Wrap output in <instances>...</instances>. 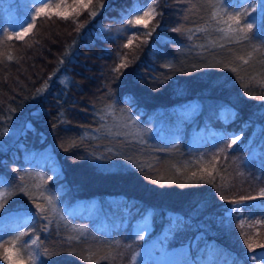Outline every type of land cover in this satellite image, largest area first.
<instances>
[{"label":"trees","instance_id":"1","mask_svg":"<svg viewBox=\"0 0 264 264\" xmlns=\"http://www.w3.org/2000/svg\"><path fill=\"white\" fill-rule=\"evenodd\" d=\"M63 1L16 39L22 30L5 23L9 0H0V191L27 186L33 197L17 191L0 210V218L27 215L0 227V264H10L5 248L32 240L35 264H152L150 252L178 244L192 264L214 248L224 264H264V0L252 22L242 15L235 26L252 24L244 40L220 29L245 0H155L148 28L127 20L152 0ZM121 58L128 66L113 71ZM191 103L198 113L179 118ZM223 106L233 108L229 121L219 117ZM198 114L208 132L192 146ZM232 135L239 139L229 148ZM31 152L53 157L58 174L46 178ZM41 190L55 212H37ZM91 203L100 205L93 217ZM143 216L152 230L137 239Z\"/></svg>","mask_w":264,"mask_h":264},{"label":"rangeland","instance_id":"2","mask_svg":"<svg viewBox=\"0 0 264 264\" xmlns=\"http://www.w3.org/2000/svg\"><path fill=\"white\" fill-rule=\"evenodd\" d=\"M62 1L63 0H56L54 5L51 6L49 9L57 10L59 9L57 8V5H59L60 7H65L66 5L64 4V1L63 2ZM46 2L47 0H9V2H7L4 6L5 23L8 26H13L17 24L19 25L20 28L18 30L23 31V29L28 27V24H30V21H32L33 16L36 15V9L43 7L44 5H42V3H46ZM258 7L259 5L257 0L256 1L245 0L242 3V5L236 6L232 11L229 12H230V16L231 15H241V17L242 15L245 16V18H248L246 22L250 23L252 22L255 16V10ZM245 18L243 17V20H245ZM191 105L193 106V104L191 103L189 104V106L186 107V111L183 114H179V118L183 117L186 119H190L192 117L191 115H193L194 113L195 114L198 113L197 110L195 111V109H190ZM213 108L212 110L211 109L209 110V108L205 106L203 108V113L206 114L208 112H212ZM218 113H219V117H221L224 121H229L230 119H232L233 109L223 106L218 108ZM204 114H200V115L198 114L196 120H194V125L191 129V134L189 135L188 138V141L192 146L198 145L205 141V136L208 131L204 130V122L206 121ZM154 124L155 125L157 124V119L151 120V126ZM168 137H174L172 138L173 140H176L178 138L175 128L171 127V130L168 132ZM236 137L239 136L238 135L231 136L232 140L235 139ZM30 154H31L30 156H32L31 158L34 159L35 163H39L41 168H46L47 172L44 175L46 178L49 177L52 178L58 174L59 168L58 165L53 161V157H49L47 155H43L40 153L31 152ZM63 191H64L63 188L59 187L56 194L59 195L63 193ZM56 194L54 195L56 196ZM90 205H92L90 210L91 212L90 216L93 217L97 215V213L99 212L100 205L96 203L94 204L91 203ZM65 206L66 205L64 203V208ZM73 207L76 209H81L82 207L81 201H77L76 205L75 206L73 205ZM68 210L71 211L72 207L68 208ZM26 219H27L26 213H23L22 211L20 212L13 211L8 213L5 217L0 218V227L13 226L17 222H22L25 221ZM151 230H152V226L148 216H143L138 220H136V222L134 223V232L137 239L138 237H145L151 232ZM145 246L148 247L149 245L146 244ZM7 248L12 251H17L19 253L21 259L15 261V264H23L25 256L29 255V253L34 250L35 245L32 244V241H29V244H27L26 246L23 245L22 248H20L19 246H15V244ZM143 252H144L143 250H138L135 256L136 259L139 260L143 259L142 256ZM208 254L210 255V257H212L210 258L211 260H208L209 259V257L207 256ZM218 255H220V253L217 248H214L212 249V251L209 252L207 251L205 256L206 260L205 262L202 261L201 264H224L223 260L219 258ZM221 255H224V253H222ZM150 258L152 264H192L191 261L189 263L186 260L185 247L183 244H178L174 247L170 246L164 254L155 253L154 251H152L150 252ZM9 261L10 264H14L12 259H9Z\"/></svg>","mask_w":264,"mask_h":264},{"label":"snow or ice","instance_id":"3","mask_svg":"<svg viewBox=\"0 0 264 264\" xmlns=\"http://www.w3.org/2000/svg\"><path fill=\"white\" fill-rule=\"evenodd\" d=\"M89 3H91V0H89ZM154 3H155V0H152V3L147 5V10H144L142 12V14L133 15L131 19L127 20V24L129 26H132V27L142 26L144 28H148V26L151 23V21L157 15V13L155 11V8L153 7ZM78 6L84 7V8H88L89 4H84V3H82V0H81V4L78 5ZM216 6H218V5H213V7H216ZM50 7H51L50 5L45 4L43 7L37 8L36 9V15L33 16V18H32L33 21H35L37 17H39V16H41L43 14H46ZM59 7L60 6L57 5V8H59ZM100 7H103V3L100 4ZM73 10H75V9H73ZM137 11L139 12L140 9H137ZM56 15L64 16L65 18L67 17V13L57 12ZM96 15H97L96 11L90 12V16L94 17ZM212 16L215 18L216 17V13L213 12ZM223 22L227 24V28L226 29H220V30L223 31L225 33V35L228 36L230 39H238V40L247 39L248 37H247L246 34L253 27L252 24H247V23H244L242 27H235V26H239V25L242 24L243 21H242L241 15L228 16V20L227 21H223ZM32 28H33V24H31V23L28 24V27L24 28L22 32H19V33L15 34V38L16 39H21L30 30H32ZM152 31H155V28H153ZM173 31L179 32V31H181V29L180 28H175V29H173ZM151 34H152L151 32L146 33V35H151ZM9 38H11V37H9ZM132 43H133V40L130 37L128 39V42L126 44H124L123 47L129 48L132 45ZM8 59H12V57L9 56ZM127 66H128L127 63H125L124 59L121 58L120 64H118L116 66V68L113 69V71L119 72L121 69L126 68ZM231 70L233 72H235L236 68L233 67ZM108 107L110 108L111 106H108ZM101 118L103 119V117H101ZM238 139H239V137H236L235 139H233L231 141V144L228 145V147L231 148L232 145L236 144ZM213 168H215V165H213ZM200 171H201V173L207 172V175L209 177L212 176V171H209L206 168H202ZM196 176H197V173L196 172H192L191 176L188 179L191 180L192 178H194ZM48 179H51V177H49ZM21 180L23 181V177H21ZM154 182H158V181H154ZM207 182H211V181H207ZM181 186H184V185H181ZM17 191L23 192L25 195L29 196V199L33 198L32 195H31V190L27 186H24V187H13V186H10L8 190L0 191V210H3L4 205L7 203V200L10 199L13 195H15L17 193ZM40 194H41V196L44 197V200L46 201V203L45 204L36 203L35 207L37 209V212L40 213V214H45V213H47L49 211L55 212L56 209H55V206H54L53 199L51 197H49V196H45L44 193H43V190H41ZM260 195L262 197H264V190H261ZM220 198L222 200L224 199L223 196H221ZM243 199H245V198H241V201H232V203L242 202ZM249 199H255V198L254 197H249ZM44 218H47V216L45 215ZM257 223H260V222L258 221ZM24 235H26V234L25 233H20V235L16 237V240L17 241L21 240V237H23ZM142 238L143 237H138V239H142ZM13 243H15V241H13ZM22 243H26V242L22 241ZM36 243H37L36 240H32V244L33 245H35ZM244 243L247 245V247H248L250 252H254L253 245L251 243H249V241L247 239L244 240ZM259 247L264 248V245H260ZM4 253H5L4 259L5 260L12 259L14 264H15V261H18V260L21 259L20 256H19V253L17 251H12L10 249L5 248L4 249ZM52 254H55V250H53ZM37 255H38V253H36V252H30L29 253V256H30V258L32 260V264H35ZM102 258L106 259L107 257L105 256V257H102ZM89 259L91 260V258H89ZM253 259H256L255 255L253 256ZM41 264H43V261H41ZM97 264H98V261H97Z\"/></svg>","mask_w":264,"mask_h":264}]
</instances>
